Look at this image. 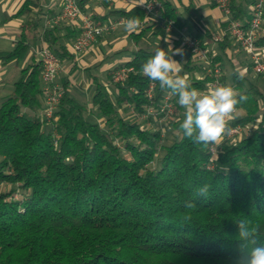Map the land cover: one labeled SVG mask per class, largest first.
I'll list each match as a JSON object with an SVG mask.
<instances>
[{
	"label": "trees",
	"instance_id": "trees-1",
	"mask_svg": "<svg viewBox=\"0 0 264 264\" xmlns=\"http://www.w3.org/2000/svg\"><path fill=\"white\" fill-rule=\"evenodd\" d=\"M161 12L177 23L164 3ZM120 14L144 18L137 7ZM231 18L238 16L231 12ZM43 40L60 63L71 58L52 31ZM256 43L264 44V35ZM27 49L19 41L0 58L18 59ZM153 54L138 48L116 66L132 67L122 81L93 78L91 106L72 94L63 76L49 120L37 112L45 103L40 59L22 69L0 104V264H231L235 220L264 225V93L231 71L229 84L247 100L228 126L245 131L222 138L212 154L210 144L183 137L185 110L176 97V112L165 117L158 110L165 91L157 82L147 96L150 79L141 66ZM206 68L202 79H190L192 87H206ZM161 118L167 129L158 126ZM203 183L212 184L209 197L195 198ZM185 201L195 207L185 209ZM186 212L191 218L183 220Z\"/></svg>",
	"mask_w": 264,
	"mask_h": 264
},
{
	"label": "crops",
	"instance_id": "crops-1",
	"mask_svg": "<svg viewBox=\"0 0 264 264\" xmlns=\"http://www.w3.org/2000/svg\"><path fill=\"white\" fill-rule=\"evenodd\" d=\"M26 1L0 0V54L13 50L19 41L28 45L26 53L18 59L5 62L0 58V104L3 99L13 93L14 83L20 77L22 69L39 60V51L46 45L43 40V33L46 30L52 31L56 38V45L64 46L67 52L72 55L70 59H62L61 69L54 79L55 83L60 85L61 78L67 75L71 89L72 86H79L82 91L90 93V96L94 92L93 78L96 77L93 76L82 85L79 83L76 85L70 75L78 68L88 70L99 68L105 73L104 83H106L110 71L132 59L138 48L154 51L158 44L166 49L169 43L174 49L186 48L181 43V37L184 35L194 37L201 46L217 56L221 66L225 63L230 72L242 70L247 76L250 70L253 71L249 67V55L226 33L227 19L231 17V13L226 15L211 0H161L164 3V10L171 9L177 19L171 33L167 34L162 31L161 22L165 17L160 10L147 16V22L141 30L142 32H134L136 36L133 35V32L125 31L124 23L117 24L99 35L87 49L76 53L71 50V46L79 33L80 19L55 20V15L61 9V0H32L23 8ZM78 2L81 4L82 10L95 23L103 24L121 17L130 18L121 16L120 12L133 7L141 9L144 0H78ZM252 2L253 0H230L231 12L238 16V20L246 22ZM263 35L264 20L258 37ZM166 40L169 43H166ZM173 58L182 63L181 56ZM191 61H195V59L192 58L188 50V57L182 63L181 74H188L190 79H202L205 76L203 69L205 63ZM73 64L75 69L69 74ZM78 65L81 66L78 67ZM228 69L225 68L224 72L222 70L225 78L224 84L226 81L229 84L230 81L231 73L228 76L226 74ZM64 71L66 74H63ZM87 105L89 106V103ZM37 112L41 114L42 108L40 107Z\"/></svg>",
	"mask_w": 264,
	"mask_h": 264
},
{
	"label": "clouds",
	"instance_id": "clouds-1",
	"mask_svg": "<svg viewBox=\"0 0 264 264\" xmlns=\"http://www.w3.org/2000/svg\"><path fill=\"white\" fill-rule=\"evenodd\" d=\"M142 4H147L146 0ZM140 26L138 17L125 21L124 29L135 32ZM166 43H169L167 40ZM174 56H184V49L155 47L154 54L141 66L143 76L159 84V88L169 96L177 98V103L184 111V118L179 122L183 137L196 145L208 146L217 144L231 134L228 120L236 111L237 105L245 102L247 96L235 90L231 84L207 85L205 90L192 87L188 74H181L182 63ZM238 79L244 78V71L237 70ZM212 189L211 183H203L195 192V198H208ZM191 201L184 202L185 209H192ZM183 220L190 219L184 213ZM238 227L236 236L237 250L231 258V264H264V225L257 219L240 216L235 220Z\"/></svg>",
	"mask_w": 264,
	"mask_h": 264
},
{
	"label": "built area",
	"instance_id": "built-area-1",
	"mask_svg": "<svg viewBox=\"0 0 264 264\" xmlns=\"http://www.w3.org/2000/svg\"><path fill=\"white\" fill-rule=\"evenodd\" d=\"M212 3L222 10L226 15H230V0H211ZM163 8L161 0H149L147 4H141V9L144 12V18L140 20V26L136 30L139 32L142 30L147 22V16L150 13H155ZM264 0H254L250 6L249 17L246 22H242L238 19L229 17L227 19L226 33L249 55L252 62V70L264 77V44L258 45L256 43L261 30V25L264 20ZM55 20H75L80 19V29L78 35L75 37L71 50L73 52H80L87 49L91 43L103 32L112 29L117 24L125 23L130 18L121 17L118 20L107 21L103 24H97L93 19L85 13L78 3V0H61V9L54 17ZM161 28L167 33H171L175 27L172 19L165 18L161 22ZM181 43L191 53L193 59L202 61L206 65V74L209 77L206 81V87L209 84L223 85L221 81V69L214 65L212 62L209 50L200 45V43L190 35H184L181 37ZM39 59L41 63V83L45 92V103L42 109V115L45 119H51L53 112L57 106L59 98L62 95L63 89L60 85L55 83V76L61 69V63L57 55L46 45L41 47L39 51ZM132 67L119 66L110 71V77L112 81L118 82L124 80ZM155 82L149 81L147 88V96L149 98L153 95V88ZM204 88V90L206 89ZM172 96H169L166 92L163 94L162 103L159 107V111L164 113V116H169L176 112L175 106L171 101ZM149 113H153V108H148ZM234 112L231 114L233 119ZM231 134L225 135L224 139H234L241 135L244 130L243 127L237 125L230 127ZM56 143V141H55ZM209 149L212 154L217 151V144H210Z\"/></svg>",
	"mask_w": 264,
	"mask_h": 264
},
{
	"label": "rangeland",
	"instance_id": "rangeland-1",
	"mask_svg": "<svg viewBox=\"0 0 264 264\" xmlns=\"http://www.w3.org/2000/svg\"><path fill=\"white\" fill-rule=\"evenodd\" d=\"M183 49H184V57H182V59H181L182 63L185 62L187 57H188V49H186V48H183ZM191 62H198V61L195 60V61H191ZM190 64H193V63H190ZM79 66H81V65H78V67ZM221 67H222L223 72L225 71V68L228 69V66L225 65V63ZM230 73L231 72L228 69V73H226L227 76ZM63 74H66V72L64 71ZM221 74H222V71H221ZM93 76H95L98 79V81H100L101 83H104L106 80L105 73L102 72L99 68H91L90 70L78 68L76 70V72H74L70 75L71 79L74 82H76V85H78V83L80 85H82L83 83H85L87 80H89ZM247 76L251 80L255 81L257 86L259 87V89L264 93V77L258 75L257 73H255L254 71H251V70L248 72ZM225 84H228V81H226ZM71 90H72V94L74 96H76L80 101H82L85 104L89 103V106H91V102L88 101V100H90V97H91L90 93L88 94L87 92L82 91L81 87H79V86H76V87L72 86ZM200 90H204V89H200ZM90 91H91V88H90ZM261 105H262V108L264 109V102ZM121 112L123 113V110H121ZM241 113H242V111L240 109L236 110V114H241ZM169 117H172V115ZM164 123H165L164 118H161L160 121L158 122V126L167 129L168 127L166 125H164ZM244 131L245 130H243V132Z\"/></svg>",
	"mask_w": 264,
	"mask_h": 264
}]
</instances>
